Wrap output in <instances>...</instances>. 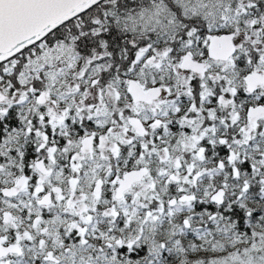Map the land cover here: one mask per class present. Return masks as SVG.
<instances>
[{"label":"snow or ice","instance_id":"snow-or-ice-1","mask_svg":"<svg viewBox=\"0 0 264 264\" xmlns=\"http://www.w3.org/2000/svg\"><path fill=\"white\" fill-rule=\"evenodd\" d=\"M0 264H264V0H0Z\"/></svg>","mask_w":264,"mask_h":264}]
</instances>
